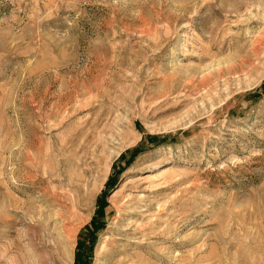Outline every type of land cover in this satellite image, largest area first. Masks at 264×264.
<instances>
[{
	"label": "rangeland",
	"instance_id": "374dc122",
	"mask_svg": "<svg viewBox=\"0 0 264 264\" xmlns=\"http://www.w3.org/2000/svg\"><path fill=\"white\" fill-rule=\"evenodd\" d=\"M0 264H264V0H0Z\"/></svg>",
	"mask_w": 264,
	"mask_h": 264
},
{
	"label": "trees",
	"instance_id": "16d2710c",
	"mask_svg": "<svg viewBox=\"0 0 264 264\" xmlns=\"http://www.w3.org/2000/svg\"><path fill=\"white\" fill-rule=\"evenodd\" d=\"M134 151H137V149H134ZM121 157H123V155L121 156ZM128 164H130V160H127V165ZM124 170V167H120L119 168V170H118V172H119V174L122 172ZM115 176H112V177H110V180H109V182H108V186H112V187H114L116 184H117V180H115V178H114ZM107 201H103V202H101V204H100V207H99V212H100V214H102V212H103V210H104V208H105V206L107 205ZM92 226H93V229L96 227V223H95V218L93 219V221H92ZM96 232V231H95ZM81 245V244H80ZM80 260V257L78 256V261Z\"/></svg>",
	"mask_w": 264,
	"mask_h": 264
},
{
	"label": "bare ground",
	"instance_id": "6f19581e",
	"mask_svg": "<svg viewBox=\"0 0 264 264\" xmlns=\"http://www.w3.org/2000/svg\"><path fill=\"white\" fill-rule=\"evenodd\" d=\"M65 241V240H64ZM66 242V241H65ZM67 246H65V245H63L62 244V246H61V249L63 248V252H64V248H66ZM59 250H60V248H59ZM60 252V251H59Z\"/></svg>",
	"mask_w": 264,
	"mask_h": 264
}]
</instances>
